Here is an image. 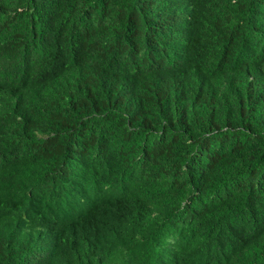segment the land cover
<instances>
[{"label": "trees", "instance_id": "obj_1", "mask_svg": "<svg viewBox=\"0 0 264 264\" xmlns=\"http://www.w3.org/2000/svg\"><path fill=\"white\" fill-rule=\"evenodd\" d=\"M0 264H264V1L0 0Z\"/></svg>", "mask_w": 264, "mask_h": 264}, {"label": "clouds", "instance_id": "obj_2", "mask_svg": "<svg viewBox=\"0 0 264 264\" xmlns=\"http://www.w3.org/2000/svg\"><path fill=\"white\" fill-rule=\"evenodd\" d=\"M2 50L5 53V55L7 56L10 52V48L7 45V43L5 42V40L2 42Z\"/></svg>", "mask_w": 264, "mask_h": 264}, {"label": "bare ground", "instance_id": "obj_3", "mask_svg": "<svg viewBox=\"0 0 264 264\" xmlns=\"http://www.w3.org/2000/svg\"><path fill=\"white\" fill-rule=\"evenodd\" d=\"M264 1V0H263ZM254 18V17H253ZM256 19V18H255ZM254 21V20H253ZM258 21V20H257ZM257 24V23H256ZM253 35V34H252ZM225 67V66H224ZM249 93V92H248ZM248 113V112H247ZM262 114V113H261ZM247 117V116H246ZM250 124V123H249ZM235 135V134H234ZM230 137V136H229ZM247 141V140H246ZM243 146V145H242ZM175 224V223H174ZM180 225V224H179Z\"/></svg>", "mask_w": 264, "mask_h": 264}]
</instances>
